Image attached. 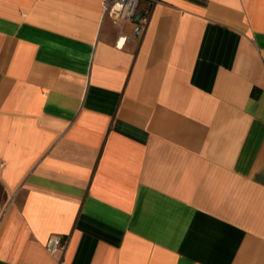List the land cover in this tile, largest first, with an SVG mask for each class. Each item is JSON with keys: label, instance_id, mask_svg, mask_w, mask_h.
<instances>
[{"label": "crops", "instance_id": "0c3cea01", "mask_svg": "<svg viewBox=\"0 0 264 264\" xmlns=\"http://www.w3.org/2000/svg\"><path fill=\"white\" fill-rule=\"evenodd\" d=\"M104 1L0 0V264H264V0Z\"/></svg>", "mask_w": 264, "mask_h": 264}, {"label": "built area", "instance_id": "2783aa9c", "mask_svg": "<svg viewBox=\"0 0 264 264\" xmlns=\"http://www.w3.org/2000/svg\"><path fill=\"white\" fill-rule=\"evenodd\" d=\"M141 0H105V9L113 10L117 21L121 19H132L134 18L138 5ZM151 2H156L157 0H149ZM148 22V17L143 16L142 19L135 23L134 36H140L146 29ZM65 247V242L59 236H53L48 244L47 248L51 254H54L57 249H63Z\"/></svg>", "mask_w": 264, "mask_h": 264}]
</instances>
